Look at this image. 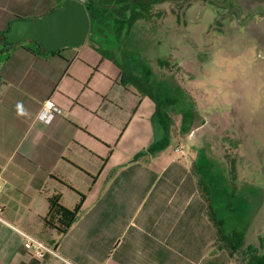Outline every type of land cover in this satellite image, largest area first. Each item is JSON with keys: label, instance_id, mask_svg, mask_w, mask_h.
Masks as SVG:
<instances>
[{"label": "crops", "instance_id": "1", "mask_svg": "<svg viewBox=\"0 0 264 264\" xmlns=\"http://www.w3.org/2000/svg\"><path fill=\"white\" fill-rule=\"evenodd\" d=\"M26 5L0 0V32L28 14ZM1 53L0 264H61L49 253L35 260L19 230L56 243L76 264L232 263L225 250L211 255L218 234L182 154L137 160L152 141L129 147L133 129H146L144 110L152 116L156 105L121 84L115 62L90 43L40 55L0 40ZM47 100L62 110L51 123L40 119ZM53 195L70 209L82 203L64 235L45 224Z\"/></svg>", "mask_w": 264, "mask_h": 264}, {"label": "rangeland", "instance_id": "2", "mask_svg": "<svg viewBox=\"0 0 264 264\" xmlns=\"http://www.w3.org/2000/svg\"><path fill=\"white\" fill-rule=\"evenodd\" d=\"M18 1L27 4L28 14L17 15L24 20L64 2ZM215 1L221 9L206 0L158 4L151 18L114 47L125 66L129 64L118 50L124 47L136 68L151 69L153 81L171 89L163 95L164 101L171 97L176 102L171 143L163 153L183 151L182 160L202 181L224 233H240L257 248L264 238V0ZM154 104L147 98L146 105ZM144 115L146 129H133L138 135L129 147L161 139L154 115L145 110ZM150 122L154 131L148 129ZM260 249L264 256V246ZM245 255L244 249L234 252L231 264H245Z\"/></svg>", "mask_w": 264, "mask_h": 264}, {"label": "trees", "instance_id": "3", "mask_svg": "<svg viewBox=\"0 0 264 264\" xmlns=\"http://www.w3.org/2000/svg\"><path fill=\"white\" fill-rule=\"evenodd\" d=\"M65 1V0H63ZM62 1V2H63ZM89 13L91 20V33L88 37V43L92 44L96 50L105 58H109L121 69V84L125 87H134L142 96L149 97L156 105V112L154 114V121L163 130V136L147 149L137 156V160L146 154L156 156L157 154L165 151L171 143V134L173 126L172 110L175 107V100L169 97L164 101L163 95H169L171 89L163 90L161 83L153 81L152 70L145 68V71H140L137 66L127 59L128 55L126 47L119 48L124 55L125 63H121L117 55V44H120L122 39L129 38L135 26L142 20H148L152 17L156 5L165 3L169 0H81ZM214 6H219L215 0H206ZM61 8V6H60ZM4 32H0V40L4 48H12L17 45L9 46L6 44ZM117 40H113V37ZM86 42V43H87ZM36 45L35 49L28 48L35 54H60L62 50L57 52L46 51L39 43L32 42ZM26 45V44H23ZM122 46V45H121ZM123 46H126L123 44ZM114 47V48H113ZM110 48V50H107ZM125 50V51H124ZM161 66H166V62H159ZM193 118V117H192ZM196 119V118H195ZM195 121V120H194ZM193 121V122H194ZM157 127V126H156ZM197 185L201 190L203 197L208 203L207 217L214 226L218 234L219 246L211 253L216 255L220 251H228L230 253L231 261H233L234 252L245 250L246 257L245 264H264V256H261L262 244L257 248L253 245H247L244 241V236L240 233L225 234L221 222L216 218V215L211 210L209 198L204 192L205 188L202 187V181L197 179ZM50 214L45 219L46 226L58 231L64 235L73 225H75L82 213V203H79L74 209L67 208L63 205L60 195H53L49 199ZM56 249V243H52Z\"/></svg>", "mask_w": 264, "mask_h": 264}, {"label": "water", "instance_id": "4", "mask_svg": "<svg viewBox=\"0 0 264 264\" xmlns=\"http://www.w3.org/2000/svg\"><path fill=\"white\" fill-rule=\"evenodd\" d=\"M91 33V20L80 0H65L62 7L38 18L16 19L3 37L7 45L37 42L48 52L83 46Z\"/></svg>", "mask_w": 264, "mask_h": 264}, {"label": "built area", "instance_id": "5", "mask_svg": "<svg viewBox=\"0 0 264 264\" xmlns=\"http://www.w3.org/2000/svg\"><path fill=\"white\" fill-rule=\"evenodd\" d=\"M81 1V0H80ZM62 113L61 108L57 106L55 101L47 100L43 105V110L40 115V119L45 123H51V121L59 114ZM177 153H183L180 149H176ZM1 218V217H0ZM19 232L24 236L25 242L24 247L28 251V253L35 260H44L47 253L55 256L61 264H76L73 261L67 259L66 257L60 255L57 250L53 247L41 240L38 237L30 235L26 232L19 230Z\"/></svg>", "mask_w": 264, "mask_h": 264}, {"label": "flooded vegetation", "instance_id": "6", "mask_svg": "<svg viewBox=\"0 0 264 264\" xmlns=\"http://www.w3.org/2000/svg\"><path fill=\"white\" fill-rule=\"evenodd\" d=\"M218 8L221 9L220 6H218ZM153 13H154V12H153ZM142 21H145V20H142ZM138 23H139V22H138ZM137 25H138V24H137ZM137 25H136V26H137ZM136 26H135V27H136ZM134 29H135V28H134ZM134 29H133V31H134ZM133 31H132V33H133ZM132 33H131V35H132ZM124 41H125V39H124ZM67 50H69V49H63L62 52H66ZM62 52H61V53H62ZM162 67H165V66H162Z\"/></svg>", "mask_w": 264, "mask_h": 264}]
</instances>
